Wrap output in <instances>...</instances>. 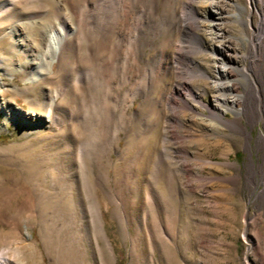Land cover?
<instances>
[{"label": "rangeland", "instance_id": "374dc122", "mask_svg": "<svg viewBox=\"0 0 264 264\" xmlns=\"http://www.w3.org/2000/svg\"><path fill=\"white\" fill-rule=\"evenodd\" d=\"M8 1L0 0V10ZM71 1L83 3L81 15L86 23L98 16L89 26L97 30L104 29L122 5V0ZM195 1L201 13L204 5ZM55 2L15 0L10 4L12 12L0 18L4 60L0 62V250L10 264H264V200L260 196L264 184L260 174L252 177L247 171L251 160L263 161L264 152L255 147L258 135L264 133L263 124L253 127L243 118L251 133V148L246 136L238 133L220 143L205 139L202 126L189 113L180 111L184 125L174 127L177 120L167 99L181 82L172 66L181 39L177 22L168 48L145 49V59L157 56L154 61H163H152L157 65L151 64L144 76L132 82L133 103L128 105L131 97L126 88L121 90L117 117L122 124L117 134L103 132L97 119L102 113H97V104L76 81L79 72L93 65L85 40H72L63 58L54 62L53 72L37 85L18 70L26 55L13 51V37L43 41L41 20L53 14ZM149 12L151 7L141 9L130 22L125 49L153 39L154 45L167 40L171 19L153 21ZM258 19L255 13L254 21ZM225 25L247 44L238 20ZM197 30L205 36V45H210L211 38ZM72 32L76 33L75 28ZM5 57H12L18 69L10 70ZM195 57L214 72L216 63L209 52ZM237 78L244 90L246 80ZM192 84L205 102L213 103L209 78L195 77ZM30 85L35 88L24 89ZM55 95V121L47 120L44 109L37 106L33 119L14 114L29 111L34 98L48 102ZM92 116L95 123L89 124ZM234 116L231 110L225 112L226 118ZM223 131L231 133L227 128ZM204 158L215 162L206 163ZM223 162L235 166L222 170ZM225 177L237 178L229 182ZM253 217H259V222ZM101 226L115 255L98 234Z\"/></svg>", "mask_w": 264, "mask_h": 264}, {"label": "bare ground", "instance_id": "6f19581e", "mask_svg": "<svg viewBox=\"0 0 264 264\" xmlns=\"http://www.w3.org/2000/svg\"><path fill=\"white\" fill-rule=\"evenodd\" d=\"M13 1L15 0H9L6 3L7 7L4 6V9L0 10V18L2 13L11 11L10 4ZM80 1L94 3L97 0ZM194 1L122 0V5L118 8L116 17H110L104 29L97 30L89 27L91 23L98 19L97 15L90 17L88 23L83 20L81 15L83 3L80 6V3L77 5L71 4V0H56L57 7L53 14L41 20L44 25L41 36L43 41L28 36L26 40L13 37L11 44L13 51L26 55L23 65L21 64L22 66L18 69L15 67L12 57H5L4 59H7L11 64L10 70L15 71L18 69L23 72L27 80L37 85L45 79L48 73L53 72L54 62L60 57L63 58L62 55H64L72 40L76 38L85 40L89 52L88 58L93 65L79 72L76 81L79 88L97 104L99 108L97 113H102L97 118L99 127L103 129V132L114 130L113 132L116 135L122 124L117 117V110L122 103L121 90L126 88V95L131 97L129 105L135 96V85H130L136 78L144 76L145 69L151 64L152 66L155 65L156 63L153 64L152 61H154V58H158L156 56L151 58L152 60L145 59V49L150 47L157 52L165 49L167 45L173 42L170 35L175 33L176 24L180 22L179 33L181 39L177 42V50L174 56L176 63L172 66L181 82L175 85L167 99V103L177 120L174 127L184 125L182 118L178 117L180 111L186 114L189 113L202 126L201 131L205 139L220 143L223 139L238 133L246 136V144L248 148H251V133L242 121L245 118L247 123L253 127L258 123H262L264 128V0H246L245 4L240 3L239 0H199L202 6L204 5L201 13L194 5ZM145 7H151V12L148 14L150 20H159L161 17L171 19V27L165 31L169 36L164 43L159 45H154L155 40L153 39L154 41L144 42L149 43L147 45L137 48L128 46L125 49L124 45L129 38L128 26L132 19L138 17L137 12ZM255 13L259 15L257 21H254ZM237 20L245 29L247 44L243 38L232 34V31L225 25L228 21ZM31 23L34 24L35 21ZM74 28L76 33L72 32ZM197 29H202L211 38L210 45H205V36L199 34ZM62 37L64 39L61 40ZM201 51L209 52L216 63L213 73H210L198 63L195 55ZM155 61L160 64L163 60ZM0 62H4L2 56H0ZM198 76L211 80L215 92L212 104L205 102L201 94L194 88L192 80ZM238 76L246 80L244 90L240 88L241 82L237 78ZM35 85H30L24 89H34ZM56 96H51L48 102L41 99V97L34 98L30 103L29 111L15 112L14 114L15 116L23 114L26 118L33 119L37 113L34 107L37 106L42 110L44 109L43 116L47 120L55 121L58 119ZM103 99H105L104 102H107V106L103 104ZM227 110H231L235 116L226 118L225 112ZM15 116H12V119ZM92 122L93 116L89 124ZM224 128L229 129L231 133L224 132ZM115 140H117V136ZM255 147L258 151L264 152L263 132L258 135ZM262 158L263 161L258 164L251 160L247 171L248 175L252 177L257 173L260 174L264 184V153ZM203 161L206 163L215 162L213 158H204ZM221 164L222 170L235 166L233 162H223ZM225 178H229V182H235L237 177ZM223 180L225 182L228 179ZM260 196L264 200V189L260 191ZM177 219L176 217L174 222H177ZM252 220L259 222L260 218L253 217ZM17 229L20 231V227ZM98 234L105 241L107 249L115 255L113 243L103 226L100 227ZM261 248L264 255V249ZM249 250H252V246L249 247ZM10 263L11 260L5 255V251L0 250V264Z\"/></svg>", "mask_w": 264, "mask_h": 264}]
</instances>
